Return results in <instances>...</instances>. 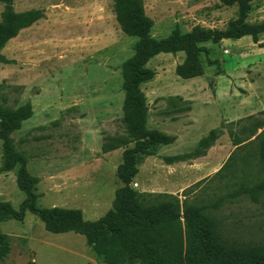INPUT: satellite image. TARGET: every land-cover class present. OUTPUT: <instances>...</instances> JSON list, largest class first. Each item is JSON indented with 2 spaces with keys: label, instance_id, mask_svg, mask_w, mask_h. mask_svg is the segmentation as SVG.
Wrapping results in <instances>:
<instances>
[{
  "label": "rangeland",
  "instance_id": "rangeland-1",
  "mask_svg": "<svg viewBox=\"0 0 264 264\" xmlns=\"http://www.w3.org/2000/svg\"><path fill=\"white\" fill-rule=\"evenodd\" d=\"M250 5L246 21L264 20V0ZM143 6L157 38L176 27L224 30L238 16L236 4L220 0H143ZM13 7L42 11L4 45L6 61L0 62V105L32 106L12 137L38 178L35 203L77 208L86 220H96L122 185L116 169L124 148L104 152L102 144L123 132L122 64L137 38L122 32L112 0H13ZM3 10L0 1V20ZM201 45L206 50L199 76L176 74L183 51L160 52L147 63L155 70L141 86L147 127L176 139L138 156L131 186L181 201L186 194L216 220L227 244L264 245V164L255 139L264 135V32L256 41L244 35ZM212 129L217 138L195 156ZM2 163L0 140V202L18 208L26 194L17 186V169L1 170ZM0 231L9 245L0 264H105L83 234L50 232L29 210L22 220H0Z\"/></svg>",
  "mask_w": 264,
  "mask_h": 264
},
{
  "label": "trees",
  "instance_id": "trees-1",
  "mask_svg": "<svg viewBox=\"0 0 264 264\" xmlns=\"http://www.w3.org/2000/svg\"><path fill=\"white\" fill-rule=\"evenodd\" d=\"M0 1L4 3L0 20V62H5L1 49L21 29L41 18L42 11L34 8L16 11L13 0ZM112 1L122 32L137 38L134 53L122 64L123 132L109 137L102 144L104 152L124 148L122 161L116 169L122 185L115 190L112 207L100 218L86 220L77 208L37 206L34 187L38 178L28 171L27 158L16 149L12 137V133L32 115L31 103L16 108L0 105L1 170L16 168L17 186L26 194L18 208L0 202V220H22L25 211L29 210L50 232L83 234L87 244L103 257L105 264H264V245L241 247L227 244L218 232L216 220L202 206L188 200L186 194L181 201L176 194L139 192L131 186L138 172V156L149 154L157 145L170 144L176 139L174 135L147 127V98L141 86L155 75V70L147 65L148 61L160 52L183 51L185 57L176 65V74L182 78L199 76L204 69L201 53L206 50L201 43L244 35H251L256 41L258 34L264 32V20L246 21L251 0H220L226 5H237L238 16L226 29L196 25L182 32L176 27L168 35L157 38L151 35L153 20L145 13L143 0ZM253 134L252 131L251 136ZM216 138V129L203 136L195 156L203 155ZM256 138L259 140L260 160L264 164V135L258 134ZM175 159L169 157L168 160ZM8 249L7 237L0 231V261Z\"/></svg>",
  "mask_w": 264,
  "mask_h": 264
}]
</instances>
